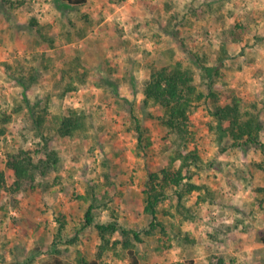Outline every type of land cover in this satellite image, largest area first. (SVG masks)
<instances>
[{
	"label": "rangeland",
	"instance_id": "374dc122",
	"mask_svg": "<svg viewBox=\"0 0 264 264\" xmlns=\"http://www.w3.org/2000/svg\"><path fill=\"white\" fill-rule=\"evenodd\" d=\"M192 53L218 67L212 88ZM176 62L191 69L203 93L181 149L197 152L191 182L203 189L183 197L182 212L167 189L157 207L163 234L149 226L144 184L149 171L181 161H171L174 135L144 88L154 69ZM67 69L72 78H62ZM70 81L76 89L67 91ZM210 91L217 104L235 97L243 115L258 118L264 143V0L0 3V264H52L56 255L71 264H129L130 249L147 264H264V153L219 136ZM72 111L78 128L60 136V121ZM20 150L34 163L48 154L56 161L16 192L5 161ZM89 207L94 223L119 227L105 234L104 252L99 231L85 223ZM121 230L132 247L123 246Z\"/></svg>",
	"mask_w": 264,
	"mask_h": 264
},
{
	"label": "trees",
	"instance_id": "16d2710c",
	"mask_svg": "<svg viewBox=\"0 0 264 264\" xmlns=\"http://www.w3.org/2000/svg\"><path fill=\"white\" fill-rule=\"evenodd\" d=\"M12 0H0V3L7 4ZM57 3L63 7H78L83 6L87 0H56ZM217 60L218 65H222L224 61V50ZM190 58L205 72L206 76L210 79L209 88H212L213 72H217L218 67H209L204 65V58L195 53H192ZM79 61V59H75ZM202 62V64H200ZM74 69V73H78ZM78 74L74 75L77 76ZM62 78L71 77L70 69L62 71ZM13 80L26 89L27 85L24 83L23 76L13 77ZM193 73L189 67H184L180 62H176L167 66L156 68L152 71L150 79L144 88V95L146 102L151 101L159 106L162 110L160 116V123L167 129L168 134L174 135L176 143L175 155L171 159L174 161L179 159L181 161L178 168L168 166L161 169L159 173L148 172V177L143 189L145 212L151 217L150 227L153 229L156 225L160 227L161 232L166 234L165 227L162 223H157L158 205L168 198L167 189H171L173 195L177 197L178 203L175 205L176 210L182 212L184 209L185 195H189L195 190L203 189V186L192 183V174L190 173V166H198L200 158L196 151H189L183 153L181 149L186 148L191 140V135L188 129L189 115L194 112L200 100L203 98V93L197 92L193 84ZM67 91L75 90L72 82H68L65 86ZM211 90V89H210ZM210 97L214 102L212 115L214 116L217 126L220 131V137H229L231 145L236 148L246 149L253 147L264 153V143L261 140V124L255 116L243 115L240 111L237 99L233 97L230 103L225 105L217 104L218 97L216 93L210 91ZM79 115L77 112H71L68 117H63L60 121L57 132L60 136H69L79 125ZM226 124V126H224ZM220 138V139H221ZM146 147H143L145 149ZM146 152V151H145ZM41 163H34L32 157L27 152L20 150L18 153L7 155L5 161L6 169L12 171L14 175L13 190L16 192L21 189L27 188L29 184L34 181L35 174L40 171L41 174H46V169L55 164L53 155H47ZM54 158V159H53ZM4 174L0 171V188L4 185ZM91 207L85 213V223L87 226L94 225L99 231L100 237L103 240L102 250L104 252L108 246V240L105 239V234L112 235L119 229L115 224H96L92 218ZM149 233V232H147ZM124 236L123 246L126 248L132 247V242L129 238V233L126 230H121ZM133 239L141 241L137 232H133ZM261 243L264 245V234L260 237ZM129 264H147L141 263L133 250H129ZM79 264H100L97 259L93 260H79ZM52 264H71L63 261L59 256L53 257ZM185 264H194L193 261H187ZM216 264H223L218 261Z\"/></svg>",
	"mask_w": 264,
	"mask_h": 264
}]
</instances>
